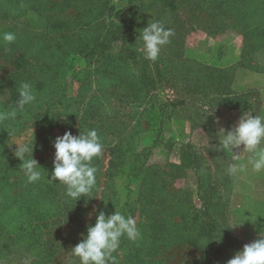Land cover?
Returning a JSON list of instances; mask_svg holds the SVG:
<instances>
[{
  "label": "rangeland",
  "instance_id": "1",
  "mask_svg": "<svg viewBox=\"0 0 264 264\" xmlns=\"http://www.w3.org/2000/svg\"><path fill=\"white\" fill-rule=\"evenodd\" d=\"M47 1L0 0V33L16 35L0 41V110L22 82L36 92L0 122V264H79L72 248L94 209L133 217L141 233L121 238L116 264H227L264 234V171L229 175L249 154L217 146L244 113L264 115V0H106L104 16ZM118 9L132 23L110 39ZM154 21L174 35L150 61L140 33ZM90 129L104 146L96 186L73 210L49 181L54 140ZM14 143L33 148L39 181L27 182Z\"/></svg>",
  "mask_w": 264,
  "mask_h": 264
},
{
  "label": "clouds",
  "instance_id": "2",
  "mask_svg": "<svg viewBox=\"0 0 264 264\" xmlns=\"http://www.w3.org/2000/svg\"><path fill=\"white\" fill-rule=\"evenodd\" d=\"M174 35L172 29L165 28L160 21L148 23L142 29L140 38L143 41L145 58L155 61L161 48L170 43ZM16 40L13 32L0 33V41L11 44ZM19 99L10 110H0V122L15 119L18 111L36 101V92L31 83L22 82L18 89ZM218 137V149L230 151L233 160H239L242 153H248L247 164L239 166L230 164L227 168L229 175L244 171L247 165L255 172L264 171V115L244 113L236 125L230 130L221 129ZM15 156L22 162L20 168L28 183H35L42 177L38 161L33 158V148L26 143H14ZM55 155L50 182L58 181L65 186L66 196L79 200L91 193L96 186L97 168L92 165L94 158L103 151V143L95 129L73 135L66 131L54 140ZM242 151L234 152L233 149ZM87 204V203H86ZM95 223L87 225L86 234L72 248L74 256L79 258V264H116L113 253L117 252L121 238L126 237L135 241L141 237L136 221L119 210L108 215L103 210L94 209ZM227 264H264V234L260 238L245 244L237 251Z\"/></svg>",
  "mask_w": 264,
  "mask_h": 264
},
{
  "label": "trees",
  "instance_id": "3",
  "mask_svg": "<svg viewBox=\"0 0 264 264\" xmlns=\"http://www.w3.org/2000/svg\"><path fill=\"white\" fill-rule=\"evenodd\" d=\"M158 1H159L160 5L165 6L170 10H174L177 7L178 3L180 2V0H158ZM47 3H50L51 5H64L66 7L71 8V9L82 8V12H87L91 8H95V9H97V13L95 15H98V16H104L107 14H111V12L113 10L112 5H108V1H106V0L105 1H103V0H48ZM125 8H126V10L132 9V0H127V5H126V7L123 8V10ZM121 10L122 9H118V10L114 11V16L119 19L120 24L118 26H116L109 33L108 36L110 39L117 38L132 23V19L130 17H125V16L120 14ZM41 46H42L41 48L44 47V45H41ZM45 47H49V45H47ZM136 58H141V57H136ZM42 62L44 63L43 60H42ZM147 64H148V60H144L143 67H146ZM146 76H147L148 80L150 81L151 85L153 86L154 83H153V78L151 77V75H148L146 73ZM78 206L79 205L77 204V201H74V204H72V203L68 204L67 207L71 208L73 210H76L79 208ZM91 221H93V220H91ZM90 222H88V223H90Z\"/></svg>",
  "mask_w": 264,
  "mask_h": 264
}]
</instances>
